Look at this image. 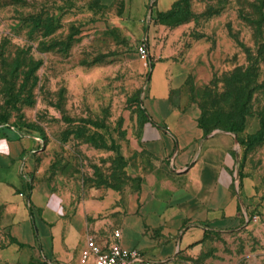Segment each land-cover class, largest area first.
Wrapping results in <instances>:
<instances>
[{
	"label": "rangeland",
	"instance_id": "obj_1",
	"mask_svg": "<svg viewBox=\"0 0 264 264\" xmlns=\"http://www.w3.org/2000/svg\"><path fill=\"white\" fill-rule=\"evenodd\" d=\"M179 1L148 0L141 12L138 0H0V134L33 139L34 185L114 214L142 172L167 170L141 145L158 67L172 106L194 110L206 135L234 129L239 154L242 225L205 232L181 258L264 264V28L256 38L246 20H258L257 0H189L176 23ZM9 223L0 205V264H11Z\"/></svg>",
	"mask_w": 264,
	"mask_h": 264
},
{
	"label": "crops",
	"instance_id": "obj_2",
	"mask_svg": "<svg viewBox=\"0 0 264 264\" xmlns=\"http://www.w3.org/2000/svg\"><path fill=\"white\" fill-rule=\"evenodd\" d=\"M138 1L143 12L148 0ZM157 68L149 80L141 145L145 161L165 163L167 170L142 172L143 186L114 214L72 207L57 193L34 185L33 139L10 129L0 134V205L13 236L1 251L3 261L94 264L81 256L87 239L105 245L118 230L124 247L139 249L153 264H191L181 256L205 232L240 228L239 154L233 151L232 132L206 135L194 110L173 107L170 79Z\"/></svg>",
	"mask_w": 264,
	"mask_h": 264
},
{
	"label": "built area",
	"instance_id": "obj_3",
	"mask_svg": "<svg viewBox=\"0 0 264 264\" xmlns=\"http://www.w3.org/2000/svg\"><path fill=\"white\" fill-rule=\"evenodd\" d=\"M143 57L146 55L144 47H140ZM120 231H114L113 235L105 245H101L94 237H89L82 249V259L92 260L94 264H153L154 261L148 258L137 248L124 247L119 239Z\"/></svg>",
	"mask_w": 264,
	"mask_h": 264
},
{
	"label": "trees",
	"instance_id": "obj_4",
	"mask_svg": "<svg viewBox=\"0 0 264 264\" xmlns=\"http://www.w3.org/2000/svg\"><path fill=\"white\" fill-rule=\"evenodd\" d=\"M181 3L188 5L189 0H181L174 5L171 14L174 16V20L176 21V23H181L179 16L187 11L180 6ZM254 10L256 12L255 14H257L259 17L258 20H253L250 17H246V20L250 23L254 31V35L257 38L263 32L262 29L264 28V0H257L255 2V6H253V11ZM242 114L246 115V113H241V115ZM223 130L230 132L234 131V129L231 128H223Z\"/></svg>",
	"mask_w": 264,
	"mask_h": 264
}]
</instances>
